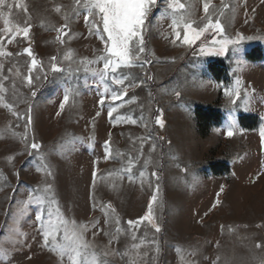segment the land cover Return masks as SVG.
I'll use <instances>...</instances> for the list:
<instances>
[{
    "label": "rangeland",
    "instance_id": "374dc122",
    "mask_svg": "<svg viewBox=\"0 0 264 264\" xmlns=\"http://www.w3.org/2000/svg\"><path fill=\"white\" fill-rule=\"evenodd\" d=\"M181 2V12L202 27L205 0ZM5 3L13 5L0 6L9 29L31 28L27 37L12 35L0 18V45L13 53L0 56V264H70L42 246L35 219L39 214L47 221L51 211L58 223L57 209L65 220L87 226L88 264H264V0H211L213 20L219 16L224 32L209 29L192 45L183 43V26L173 25L167 0H159L146 22L141 60L115 73L132 85L116 101L111 94L123 88L112 74H98L104 44L85 23L83 0ZM237 33L245 37L239 52L230 45L224 55L201 53L213 39ZM53 56L61 72L51 70ZM32 58L38 63L29 73ZM26 76L40 79L29 85ZM237 79L241 95L232 104L224 93L237 87ZM110 106L117 107L111 119ZM198 110L217 122L201 126ZM230 116L236 122L231 137ZM33 142L41 147L31 149ZM130 161L132 180L125 172ZM154 194L153 221L129 226L145 216Z\"/></svg>",
    "mask_w": 264,
    "mask_h": 264
},
{
    "label": "snow or ice",
    "instance_id": "6c2138e0",
    "mask_svg": "<svg viewBox=\"0 0 264 264\" xmlns=\"http://www.w3.org/2000/svg\"><path fill=\"white\" fill-rule=\"evenodd\" d=\"M76 4H81V0H75ZM159 0H83V7L86 9V14L84 15V20L86 25L89 23L95 26L96 31L99 33L101 40L103 41L104 48L103 54L98 57V60L103 61V68L99 70L98 74L102 78H107L109 74L111 75L112 81L115 85L121 86L123 88L122 91H114L111 94V100H121L124 96H127V87L132 85H125V81L122 78H118L115 73L118 69L121 68H130L136 65L137 61L141 60V54L145 52V41H144V31L146 27V22L149 20V17L153 11V8L157 6ZM210 3L211 0H205L203 3V11L205 16L202 20L206 21L203 23V26L194 27L195 23L190 19V14L186 15L181 10L186 8V5L181 2V0H167V7L171 11L174 19L172 21L175 27L183 26V43L186 45L195 44L197 40L200 39L205 32L209 29H212L217 34H223L224 28L219 19V16H216L215 20H213V16H215V10L210 11ZM0 6H5L9 9L13 7L11 4H6L5 0H0ZM20 5L17 4L16 7ZM224 8H227L228 5L223 4ZM56 11H60V8L57 7ZM178 14V15H177ZM223 15V12L220 13ZM0 18H3V22L5 25L4 32H11L12 35H15L18 32H22L24 37L28 36L30 32L31 25L25 27L16 26L15 30L12 31L9 29L8 25L10 23L9 19L5 14L0 11ZM91 18V19H90ZM102 24V32H100V25ZM67 25H62L61 28L56 29L57 32H61ZM90 28V32H91ZM106 34V38H105ZM177 39L180 37L179 32H175ZM4 37L0 36V40H3ZM59 39V37H57ZM245 39L240 33L236 34L235 39H230L225 36L223 39L216 41L213 39V46L210 49L201 48V53L207 55H224L228 50L229 46H232V51L239 52L240 49L237 47L239 43ZM248 39H252V37H248ZM63 43V40H60ZM23 53H26L28 56H32V51L29 47H25L23 49ZM21 53H16V55H20ZM13 53L5 52L0 45V56H12ZM51 59V70L53 72H61L62 69L57 66L56 60L57 57L53 56ZM65 59H71V52H69ZM94 62V61H93ZM37 60L32 58L31 64L28 66V72L31 73L32 69L37 65ZM242 63V62H241ZM3 68V65H0V69ZM46 78V77H45ZM2 79H7V77H3ZM34 79H40L39 76L31 77L26 76L25 80L29 85L33 83ZM240 81L237 79L235 89H228L225 91V96L229 98V102L232 104H236L237 99H239L241 95L240 90ZM4 91V87L2 82H0V92ZM69 91H66L63 99L60 103V109L63 110L65 104L69 100ZM177 97L180 96L179 91L174 93ZM245 96L248 95L247 92L244 93ZM32 96H36V92L32 91ZM106 97L103 95L100 99V104H104V100ZM0 100H3V97L0 96ZM5 107L11 109V105L4 104ZM117 111V107L110 106L108 110V117L113 118V113ZM60 113L58 112L57 115ZM13 115H17V113L13 112ZM97 116L100 115L99 112L96 113ZM116 120H120L121 117H115ZM29 123L31 122V117L28 118ZM131 123L135 124V120H131ZM156 123L163 127V121L161 119H157ZM236 127V122L234 117L229 118V124L226 131V135L231 137L234 132L233 129ZM261 141L264 143V125L261 126L260 130ZM110 141H105V159L108 158V145ZM41 147L38 143H31L30 148L33 150H38ZM155 145H153V149ZM31 154V153H29ZM147 163V161H145ZM125 172L128 174V179L132 180V167L131 161L129 162V167L125 169ZM51 175V173H49ZM141 177L144 175L143 172L140 173ZM153 176H156V172H152ZM92 176L95 179L97 176V172L94 169L92 172ZM48 190L51 189V185L47 186ZM158 191V186H157ZM221 191H223V187H221ZM217 197H219V193H217ZM31 199V198H30ZM37 202H43V198L40 196L35 197ZM156 200V195L154 194L148 203V212L144 217L138 218V220L127 221L128 225L131 227H137L139 222L143 220H148L149 222L153 221L152 209H153V201ZM219 200L217 199L215 203H213L212 207L215 208L217 204H219ZM50 204H55L56 201L54 199L49 201ZM114 211V209H113ZM207 214V213H205ZM52 212H48L49 219L47 221L44 220L42 215H36L35 219L40 223V233L43 239V247L49 249V251L55 252L60 255L61 258L67 256L70 264H88V252L91 248V245L84 239V232L87 230V226L80 224L77 225L73 220L69 222L65 220L62 216L59 215V209H57V222H53L51 219ZM107 219L105 223H107ZM117 223L119 221L117 220ZM95 227V226H93ZM153 227L155 231L158 233L161 231L160 227L153 223ZM119 232L120 229L117 228ZM63 232V236L61 237L59 233ZM107 235V233H105ZM95 235V232L93 233ZM135 239V236L133 237ZM155 243V241H152ZM133 248H137L138 245H133ZM257 247H261L260 244H257ZM93 259L95 260V253H92ZM107 255V253H105ZM83 258V259H82ZM194 264V262H193Z\"/></svg>",
    "mask_w": 264,
    "mask_h": 264
},
{
    "label": "trees",
    "instance_id": "16d2710c",
    "mask_svg": "<svg viewBox=\"0 0 264 264\" xmlns=\"http://www.w3.org/2000/svg\"><path fill=\"white\" fill-rule=\"evenodd\" d=\"M197 118L200 121V125L203 124L204 121H214L215 123L217 122V117L216 116H211L209 114H205V112H202L201 110L197 111ZM202 126V125H201ZM200 126V128H201Z\"/></svg>",
    "mask_w": 264,
    "mask_h": 264
}]
</instances>
